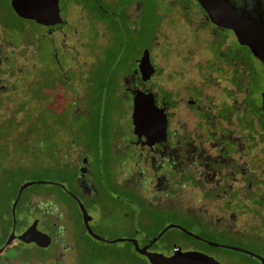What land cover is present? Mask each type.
Instances as JSON below:
<instances>
[{"label": "flooded vegetation", "instance_id": "flooded-vegetation-1", "mask_svg": "<svg viewBox=\"0 0 264 264\" xmlns=\"http://www.w3.org/2000/svg\"><path fill=\"white\" fill-rule=\"evenodd\" d=\"M71 1L68 9L58 0L61 22L50 25L19 17L11 8L18 18L42 27L59 66L61 55H69L61 50L82 41L76 18L85 14L87 6ZM202 1L178 0L176 10L185 14L182 22L190 30L179 40L163 36V53L158 41L137 44L130 53L132 68L112 78L114 93L120 87L130 94V134L121 137L120 146L114 143L102 172H93V153L86 147L85 133L75 138L67 130L57 134L61 148L55 153H61L64 166L74 172L66 180L68 187L57 183L49 190L22 188L10 202L0 198V264H93L96 248L104 253L97 257L102 264H153L158 258L188 252L203 254L209 258L207 264H263L264 84L259 93L252 90L258 78L251 64L260 66L263 81L264 64L237 41L231 29L216 24L208 11H229L242 18L264 47V0ZM133 4L131 0L129 5ZM145 50L154 69L147 78L140 66ZM8 53L9 48L0 52ZM77 65L69 78L79 88L88 68ZM132 75L135 82L130 86ZM137 92L142 93L143 107L152 102L162 109L163 138L145 126L140 133L134 131ZM179 138L186 163L179 174H173L166 169L163 152ZM223 192L231 198L221 203L227 202L231 209L215 211L212 204L226 198ZM148 194L160 196L134 199L147 210L126 211L133 200L127 195ZM99 197L120 209V222L108 230L101 244L88 232L102 230L93 208ZM156 206L168 212L149 211ZM29 228L46 237L21 240L19 236Z\"/></svg>", "mask_w": 264, "mask_h": 264}, {"label": "rangeland", "instance_id": "rangeland-1", "mask_svg": "<svg viewBox=\"0 0 264 264\" xmlns=\"http://www.w3.org/2000/svg\"><path fill=\"white\" fill-rule=\"evenodd\" d=\"M80 1L87 6L86 12L82 11L85 14L76 18L78 37L82 41L79 39L70 48L61 50V54L69 55H61L59 66L42 27L18 18L9 0H0V52L9 48L8 55L0 54L2 200L10 202L9 198L19 194L21 187L25 191L55 189L57 183L68 187L66 180L74 172L64 166L61 153H55V149L61 148L57 134L67 130L75 138L80 132L85 133L86 147L93 153V172H102L114 143L120 146L121 137L130 134V94L120 87L114 93L112 78L118 71L128 72L132 68L134 58L130 53L137 44L158 41V50L163 53V36L179 40L190 30L182 22L185 14L180 15L176 10L178 0H133V6L129 5L131 0ZM61 4L72 9L71 0H61ZM76 63L88 68L79 88L69 78L76 73ZM251 65L258 78L252 90L259 93L264 84L263 73L256 62ZM134 82L132 75L129 85L133 86ZM163 153L166 169L179 174L186 163L182 140L179 138L174 147L165 146ZM230 195L223 192L226 198L213 203L214 210H230L227 202L221 203L231 198ZM159 196L127 195V199L133 200L129 201L126 211H145L142 201L134 199H159ZM102 199L99 197L93 205L99 213L102 230L96 229L97 234L88 231L98 244L105 243L108 230L120 222V209L114 208L115 203L110 199ZM149 211L168 212V209L156 206ZM103 254L96 248L93 264H102L97 257Z\"/></svg>", "mask_w": 264, "mask_h": 264}, {"label": "water", "instance_id": "water-1", "mask_svg": "<svg viewBox=\"0 0 264 264\" xmlns=\"http://www.w3.org/2000/svg\"><path fill=\"white\" fill-rule=\"evenodd\" d=\"M199 1L203 3L202 0ZM10 6L19 17L33 19L40 24L50 25L61 22L58 0H10ZM208 13L216 24L231 29L234 32L237 41L242 45L248 46L253 55L260 59L264 64V47L259 38L245 25L242 18L236 17L233 14L232 16L229 11L209 10ZM140 61V66L144 67L146 70L145 78H147L154 71L153 66L149 62L147 50L144 51ZM141 97L142 93L140 92H137L134 96L132 113L134 131L140 133L139 131L141 130V127L143 128L145 126L149 132H156L161 136L160 138H163L165 133V117L162 114V109L155 108L152 102L149 103V106L143 107L140 104ZM262 110L264 112V91L262 93ZM150 114H154V116L150 117ZM158 116L161 117V122H159ZM148 123H151V126H149ZM22 188L24 187H21V189ZM44 235L45 234H41L36 230L29 228L23 232L19 238L25 242H31L38 241V238ZM208 259L209 258L205 257L203 254L188 252L171 258H158L156 261H152V263L207 264L206 261ZM261 260L264 264V258Z\"/></svg>", "mask_w": 264, "mask_h": 264}]
</instances>
